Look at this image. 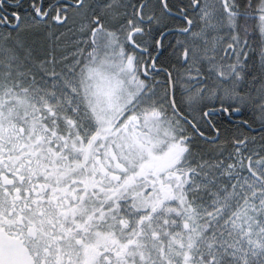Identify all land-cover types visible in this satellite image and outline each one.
<instances>
[{"label":"snow or ice","instance_id":"6c2138e0","mask_svg":"<svg viewBox=\"0 0 264 264\" xmlns=\"http://www.w3.org/2000/svg\"><path fill=\"white\" fill-rule=\"evenodd\" d=\"M0 264H264V0H0Z\"/></svg>","mask_w":264,"mask_h":264},{"label":"flooded vegetation","instance_id":"af4514ba","mask_svg":"<svg viewBox=\"0 0 264 264\" xmlns=\"http://www.w3.org/2000/svg\"><path fill=\"white\" fill-rule=\"evenodd\" d=\"M61 32L65 33L63 36H61V39L59 41V46L56 49L57 56L61 55H68L71 57V53L74 51V40L75 35L72 32H68L64 28H60L57 31V35H59ZM28 43L33 44L38 50L47 48L50 44H52V41L47 40L43 35L41 36H33L28 35L25 37ZM253 127H256L254 125ZM259 139V137L257 138Z\"/></svg>","mask_w":264,"mask_h":264}]
</instances>
